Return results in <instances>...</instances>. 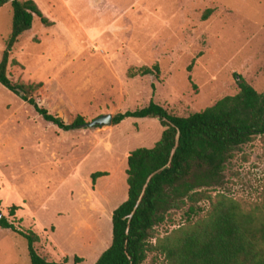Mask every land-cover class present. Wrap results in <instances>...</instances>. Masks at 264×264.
<instances>
[{
    "label": "rangeland",
    "instance_id": "1",
    "mask_svg": "<svg viewBox=\"0 0 264 264\" xmlns=\"http://www.w3.org/2000/svg\"><path fill=\"white\" fill-rule=\"evenodd\" d=\"M59 23L34 16L10 54L14 82L40 83L32 96L65 122L147 106L187 116L238 92L235 74L264 89V0H41ZM12 6L0 7V59ZM158 64V75L129 76ZM154 117L62 130L0 84V212L39 237L48 260L94 264L111 244L112 212L127 198V156L151 148ZM106 172L95 181L92 174ZM217 191L246 210L264 205V142L243 145ZM207 204V203H205ZM15 208L14 214L10 210ZM0 218V219H1ZM157 227L160 236L182 214ZM0 264H31L28 242L0 226ZM145 264H149L147 261Z\"/></svg>",
    "mask_w": 264,
    "mask_h": 264
},
{
    "label": "trees",
    "instance_id": "2",
    "mask_svg": "<svg viewBox=\"0 0 264 264\" xmlns=\"http://www.w3.org/2000/svg\"><path fill=\"white\" fill-rule=\"evenodd\" d=\"M8 2L12 26L0 59V84L58 128L82 127V116L67 123L38 105L32 93L40 83L9 78L10 54L20 36L32 27L33 17L45 25L50 22L32 0H0V7ZM158 73L155 64L130 69L129 76ZM235 77L236 94L187 116L175 115L153 101L113 115V124L129 117H154L163 131L153 147L128 153L127 198L113 210L111 244L94 264H264V205L246 210L216 190L224 188L227 165L240 147L257 137L264 142V89L258 92L242 76ZM103 175L106 172H95L92 179ZM176 212L183 221L160 236L157 227L165 222L174 225ZM0 226L27 240L31 264H83L77 255L72 263L67 255L48 260L37 252L34 243L39 237L33 231L17 229L5 217Z\"/></svg>",
    "mask_w": 264,
    "mask_h": 264
},
{
    "label": "water",
    "instance_id": "3",
    "mask_svg": "<svg viewBox=\"0 0 264 264\" xmlns=\"http://www.w3.org/2000/svg\"><path fill=\"white\" fill-rule=\"evenodd\" d=\"M113 124V114H103L95 117L90 122H85L82 127H97V126H103V125H112ZM2 216V213L0 212V218Z\"/></svg>",
    "mask_w": 264,
    "mask_h": 264
},
{
    "label": "crops",
    "instance_id": "4",
    "mask_svg": "<svg viewBox=\"0 0 264 264\" xmlns=\"http://www.w3.org/2000/svg\"><path fill=\"white\" fill-rule=\"evenodd\" d=\"M36 3V5L38 6V8L40 9V11L43 13V15L49 20L50 22V25H44V30L43 32L45 31H49V30H53V29H58V22L57 20L51 15L49 14V12H47L46 10L43 9L42 7V3H41V0H32ZM59 2L63 3V5H66L67 4V0H59Z\"/></svg>",
    "mask_w": 264,
    "mask_h": 264
}]
</instances>
